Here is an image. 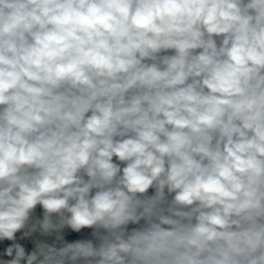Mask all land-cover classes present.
Segmentation results:
<instances>
[{
    "label": "clouds",
    "instance_id": "1",
    "mask_svg": "<svg viewBox=\"0 0 264 264\" xmlns=\"http://www.w3.org/2000/svg\"><path fill=\"white\" fill-rule=\"evenodd\" d=\"M0 264H264V0H0Z\"/></svg>",
    "mask_w": 264,
    "mask_h": 264
},
{
    "label": "trees",
    "instance_id": "2",
    "mask_svg": "<svg viewBox=\"0 0 264 264\" xmlns=\"http://www.w3.org/2000/svg\"><path fill=\"white\" fill-rule=\"evenodd\" d=\"M74 238H76L75 235H70V236L68 237V239H74Z\"/></svg>",
    "mask_w": 264,
    "mask_h": 264
},
{
    "label": "crops",
    "instance_id": "3",
    "mask_svg": "<svg viewBox=\"0 0 264 264\" xmlns=\"http://www.w3.org/2000/svg\"><path fill=\"white\" fill-rule=\"evenodd\" d=\"M29 248H30V245H29Z\"/></svg>",
    "mask_w": 264,
    "mask_h": 264
}]
</instances>
